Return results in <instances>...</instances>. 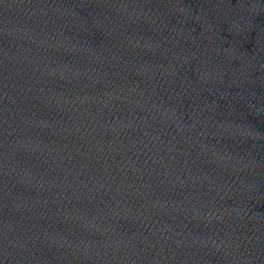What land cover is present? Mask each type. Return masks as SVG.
Listing matches in <instances>:
<instances>
[{"label": "water", "instance_id": "obj_1", "mask_svg": "<svg viewBox=\"0 0 264 264\" xmlns=\"http://www.w3.org/2000/svg\"><path fill=\"white\" fill-rule=\"evenodd\" d=\"M0 117L264 218V0H0Z\"/></svg>", "mask_w": 264, "mask_h": 264}]
</instances>
